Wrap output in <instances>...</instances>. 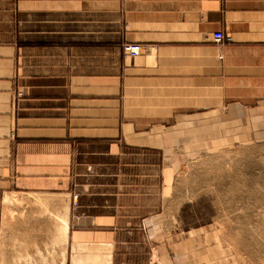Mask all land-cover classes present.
<instances>
[{
  "label": "crops",
  "instance_id": "1",
  "mask_svg": "<svg viewBox=\"0 0 264 264\" xmlns=\"http://www.w3.org/2000/svg\"><path fill=\"white\" fill-rule=\"evenodd\" d=\"M256 138L264 0H0V264H178V173Z\"/></svg>",
  "mask_w": 264,
  "mask_h": 264
},
{
  "label": "rangeland",
  "instance_id": "2",
  "mask_svg": "<svg viewBox=\"0 0 264 264\" xmlns=\"http://www.w3.org/2000/svg\"><path fill=\"white\" fill-rule=\"evenodd\" d=\"M171 209L177 242L187 236L178 264H264V138L194 157L178 173Z\"/></svg>",
  "mask_w": 264,
  "mask_h": 264
},
{
  "label": "built area",
  "instance_id": "3",
  "mask_svg": "<svg viewBox=\"0 0 264 264\" xmlns=\"http://www.w3.org/2000/svg\"><path fill=\"white\" fill-rule=\"evenodd\" d=\"M127 1H131V0H127ZM213 38L217 42L228 41V40L231 39L230 36H227L222 31L214 32ZM122 49H123L124 53H126V54H128L130 56H137L143 50H145V47L142 44H140V43L129 42V43L123 44Z\"/></svg>",
  "mask_w": 264,
  "mask_h": 264
},
{
  "label": "bare ground",
  "instance_id": "4",
  "mask_svg": "<svg viewBox=\"0 0 264 264\" xmlns=\"http://www.w3.org/2000/svg\"><path fill=\"white\" fill-rule=\"evenodd\" d=\"M65 239H66V236H65Z\"/></svg>",
  "mask_w": 264,
  "mask_h": 264
}]
</instances>
